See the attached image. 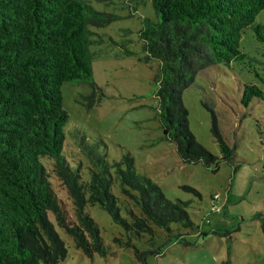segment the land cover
Returning <instances> with one entry per match:
<instances>
[{
    "label": "trees",
    "instance_id": "16d2710c",
    "mask_svg": "<svg viewBox=\"0 0 264 264\" xmlns=\"http://www.w3.org/2000/svg\"><path fill=\"white\" fill-rule=\"evenodd\" d=\"M153 6L156 18L144 16L138 32L146 59L159 60L155 81L164 133L183 161L218 163L220 157L190 129L182 93L203 68L246 59L248 53L240 47L246 27L264 41V22L256 20L264 0H153ZM118 17L88 0H0V264H57L68 253L59 228L85 253H105L88 204L102 206L134 235L154 232L152 223L198 227L186 209L188 201L168 197L137 168L129 149L110 160L104 138L91 140L79 128L71 133L88 164L68 148L65 126L70 116L63 106L62 84H89L88 107L103 99L93 76L92 44L97 39L91 26ZM254 96L264 99V88L246 83L243 101ZM214 130L222 158L233 161L234 148L216 126ZM47 162L68 189L73 220L53 186ZM114 186L142 214L133 212L132 220L122 215ZM181 235L175 237L187 241Z\"/></svg>",
    "mask_w": 264,
    "mask_h": 264
},
{
    "label": "rangeland",
    "instance_id": "374dc122",
    "mask_svg": "<svg viewBox=\"0 0 264 264\" xmlns=\"http://www.w3.org/2000/svg\"><path fill=\"white\" fill-rule=\"evenodd\" d=\"M88 1L119 17L104 26H91L97 39L92 44L96 53L93 76L103 99L88 107L89 84H62L63 106L70 116L65 126L68 148L84 166L88 164L71 133L79 128L91 140L104 138L110 160L119 159L122 151L129 149L137 168L155 180L168 197L188 201L186 209L198 227L171 223L165 228L152 223L154 232L134 235L102 206L88 204L87 210L100 226L106 252L85 253L59 228L68 253L57 264H264V99L254 96L248 103L243 101L246 83L264 88V41L256 38L252 27H246L240 39L241 50L248 53L246 59L209 65L183 90L190 129L220 157L211 165L186 162L163 130L155 81L159 60L146 59L139 37L143 17L156 18L153 0ZM256 20L264 22V9ZM214 126L234 148L233 161L222 158ZM47 166L59 199L73 220L68 189L48 162ZM113 191L128 220L133 219V212L142 214L131 198L115 186ZM182 233L187 241L175 237Z\"/></svg>",
    "mask_w": 264,
    "mask_h": 264
},
{
    "label": "built area",
    "instance_id": "2783aa9c",
    "mask_svg": "<svg viewBox=\"0 0 264 264\" xmlns=\"http://www.w3.org/2000/svg\"><path fill=\"white\" fill-rule=\"evenodd\" d=\"M215 205L212 206V209H214Z\"/></svg>",
    "mask_w": 264,
    "mask_h": 264
}]
</instances>
